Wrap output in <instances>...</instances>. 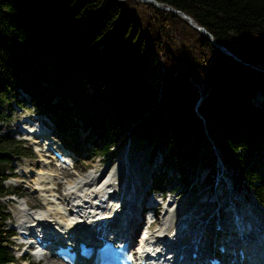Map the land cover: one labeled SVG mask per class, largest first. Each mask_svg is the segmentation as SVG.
Returning <instances> with one entry per match:
<instances>
[{
	"label": "trees",
	"instance_id": "1",
	"mask_svg": "<svg viewBox=\"0 0 264 264\" xmlns=\"http://www.w3.org/2000/svg\"><path fill=\"white\" fill-rule=\"evenodd\" d=\"M156 1L233 55L141 0H0V123L23 89L58 133L76 135L78 155L107 158L131 133L159 159L157 188H190L205 169L212 185L219 160L264 205V0ZM32 156L0 128V264L17 261L2 202L17 191L2 167Z\"/></svg>",
	"mask_w": 264,
	"mask_h": 264
},
{
	"label": "rangeland",
	"instance_id": "2",
	"mask_svg": "<svg viewBox=\"0 0 264 264\" xmlns=\"http://www.w3.org/2000/svg\"><path fill=\"white\" fill-rule=\"evenodd\" d=\"M260 70L262 71V69ZM23 97V95L20 96V94H17L16 97L12 98L11 103L4 107L5 113L10 116L9 122L5 124L0 123L1 133L5 136L8 135L12 138H21L18 137L17 131H15L18 129V127H22L26 130H35L37 129L36 125H41L38 123V120L33 121L29 119L31 118V115L37 113V109L33 107L31 101H22ZM262 98L263 94L259 92L258 99L255 101L252 100L251 103L255 104L256 106H260ZM17 100L21 101V103L24 105V108L21 105L18 106ZM236 100L238 103H242L241 99ZM52 125L55 124L53 123ZM9 127H11V130ZM55 128L56 127H53L52 129L54 132H57ZM71 134V136H66L59 133V139L56 136L54 137V135H50V138L55 140V142L61 146H65L66 150L69 151L74 168L69 167L67 170H65L63 168L61 169L60 167H57L52 162L51 158L45 156V154H52L51 152L43 151L46 145L41 143L29 144L28 142L23 144L25 147L27 146L28 148L32 149L33 156L31 158L20 157L3 164L2 168L4 169L5 174L8 176V179H6L3 184L11 189L15 188L17 191L16 196H9L2 199V202L8 207L10 213V220L7 223L8 229L14 231L15 233L13 236V251L17 259L15 264H46V262L43 261L37 263L35 258H33L30 253L31 250L26 247L22 248L19 244L20 240L18 232H20V229L18 228L20 224H32V219L28 213L33 215L36 214V216L41 217L42 221L49 222L53 220V218L49 217V215L46 213V209H48L47 206L42 203L34 191H31L27 187L23 186L22 184L24 183L22 182H17V184L14 183L19 179H35V173L33 174L32 172L31 174V172H26L29 169H33L35 171L49 169L61 171L63 173V181L65 183L60 184L58 188L60 193H63L64 195H66V188L69 183L84 177L92 170L95 172L96 177L98 178L97 181H95V184L91 186L86 185L81 187L79 193L82 195V197L92 200L95 204H97V207H105L106 205H120L121 201L118 200V197H122L124 194L128 195V190L134 188L137 184V181H140L141 186L138 187V191L144 192L146 197H154L157 199V201H159V204L157 205L152 203L154 207L158 206V218L155 224L151 227V230H155L159 227V218L164 216V208L168 207L167 204L170 201L173 203L171 206H169V209H172V211L167 215H169V220H172L173 223L171 228L172 232L176 231V226L179 222L187 218L184 214L188 212L192 213L194 210L197 211V207H201L203 204L211 203V206L204 208L205 211L194 218L196 224L191 225L181 233L182 237H184V240L187 238H192L197 233H202L204 229H200L197 222H201L204 217H207V235H205L206 237L204 238L202 244H208L211 242V249L215 248V242L220 238L218 235L215 237L213 223L216 220L222 221L224 217L230 218L232 216L231 211L233 209H236L239 212V209L243 207V209L247 210L243 212L244 215L247 216L250 213L248 219H259L260 226H264V205L259 203V201L253 195H247L245 189H242L241 191L236 190V182L232 179L230 171L222 162H219V160L214 184L208 185L206 183L204 177L207 170L205 169L201 172L198 178H195L194 185L190 188L179 187L175 189L171 185H166V187L161 191L156 186L158 179L156 176V171L159 165V159L152 163L150 161V146L140 140L136 141L131 133H127L122 137L121 141L118 143V146L112 152V155L107 158H90L89 153L87 152H84L78 156V154H76L70 148V145L74 144V138L76 137L75 134ZM86 134V132L80 131L79 137L77 139H80L79 141L83 142ZM209 139L212 148H214L211 138ZM206 153L208 157H211V148L208 147L206 149ZM41 155H44V158L50 162L49 167L42 166V164L38 162V160L41 158ZM222 170H224L223 173ZM130 195L131 196L129 198L131 199L129 202L135 198L137 193L134 192ZM231 195L234 197L233 199H235V207L234 204L231 206ZM224 204L229 206L228 210L226 212L219 211V209ZM27 205L31 209L28 210ZM60 206L64 207L63 204ZM21 208L27 209V211H22ZM53 223L50 224L53 225ZM225 236L227 237V235ZM29 238L34 237L31 236ZM190 245L191 244L189 243V247ZM133 246L134 245L131 247L132 251ZM22 254H27V261L18 259V257H20ZM54 259L55 262H58L55 257Z\"/></svg>",
	"mask_w": 264,
	"mask_h": 264
},
{
	"label": "bare ground",
	"instance_id": "3",
	"mask_svg": "<svg viewBox=\"0 0 264 264\" xmlns=\"http://www.w3.org/2000/svg\"><path fill=\"white\" fill-rule=\"evenodd\" d=\"M263 101V98L261 102ZM30 133L36 134L40 132L37 130H29ZM43 133H45L43 131ZM28 138L32 141L33 144H38V137L29 135ZM51 139L50 137H47ZM52 142V139H51ZM52 148L55 149L58 147L61 148V145L56 143L53 140V143H48ZM49 149V148H48ZM46 156V154H45ZM42 166H48L50 162L44 158V155H41V158L38 160ZM65 168V167H64ZM62 169V168H61ZM68 168H65L67 170ZM27 173H35V179H19L17 182H22L23 186L27 187L31 191H34L37 194V197L42 201L44 205L47 206L46 213L49 217L53 218L52 221H42L41 217H38L33 214H30L32 219V224L21 223L19 228L24 233H31L34 229H37L39 235H42V230L44 233L50 232L55 234V237L61 241H66L69 245L77 244L81 239H87L94 241L95 244L97 241L102 242L105 238L113 239L114 236L108 235L107 232L101 230L112 227L115 228L116 237H128L129 242H132L133 251L136 258L139 262L144 261L145 264H151V259L156 255L163 257V252L167 248H172L173 250H179L182 252L186 261V264H199L200 262H191L190 256L194 251H198L200 254L206 253L212 247V243L202 244L204 238L207 235L206 233V222L207 217L199 224L200 229H204L202 233H197L192 238H187L184 240L182 237V232L193 224H196L195 217L204 212V208L211 206V203L203 204L201 207H197V211L194 210L192 213L184 214L187 218L179 222L176 226V231L172 232V220H169V213L172 209H169L173 203L170 201L166 208H164L165 214L159 218L158 224L159 227L155 230H151V227L155 224L157 220V208L154 207L152 203L156 205L159 204L154 197H146L144 192L138 191V187L141 186V182L137 181V184L134 188L128 190V195H123L118 197V200L121 201L120 205L110 206L106 205L98 206L92 200H88L79 193L81 187L86 185H93L97 181L95 172L91 170L84 177L79 178L78 180L72 181L68 184L66 188V195L61 194L58 186L64 184L63 173L59 170H41L35 171L29 169ZM100 177V176H99ZM108 186V185H107ZM103 189V188H102ZM136 192L135 198L130 201L129 198L132 194ZM146 193V191H145ZM60 194V195H59ZM116 197V195H115ZM111 198V197H110ZM63 204L64 207L60 205ZM28 210L31 209L28 205ZM228 205H223L219 211L226 212L228 210ZM176 209V208H175ZM182 209V208H181ZM22 211H27V209L21 208ZM62 210V211H60ZM178 211V210H177ZM247 211L243 207L239 210L237 216L238 225H234L231 221H227L223 224L222 231L224 234L230 236L227 238L230 242L226 244V248L235 253L236 258L233 261V264H253L261 263L264 260V254H259L258 251L264 252V226H260L259 219H248L249 215H244L243 212ZM155 214V215H153ZM38 215V214H37ZM40 215V214H39ZM41 216V215H40ZM231 219V218H230ZM153 220L152 223L150 221ZM50 223H53L51 225ZM213 225H215L213 223ZM101 231H103L101 233ZM208 231V230H207ZM222 231L218 232L217 235H222ZM114 234V233H113ZM98 235V236H97ZM74 238V239H73ZM193 243L191 244L190 242ZM135 243V244H134ZM189 243L191 248L194 245H198V249H188ZM212 251L217 252V249H211ZM38 256L46 262V264H59L55 262L54 257L51 254L44 255L43 253H38ZM93 259H81L79 264H93ZM264 262V261H263Z\"/></svg>",
	"mask_w": 264,
	"mask_h": 264
},
{
	"label": "water",
	"instance_id": "4",
	"mask_svg": "<svg viewBox=\"0 0 264 264\" xmlns=\"http://www.w3.org/2000/svg\"><path fill=\"white\" fill-rule=\"evenodd\" d=\"M141 1L146 2V3H153L155 6L161 8V9L169 10V11H174V12H176V13H180V14H182V16H183L184 18H186V19L189 21V23H190L193 27H195V28L201 30L204 34H207V35L210 37L211 41H212L217 47H219V48H220L221 50H223L225 53H227V54H229V55H233L232 52H231L230 50H228L227 48H225L223 45L217 43V42L215 41L214 37H213V36H212V35H211V34H210V33H209L204 27L199 26V25H197L196 23H194L193 19H192L190 16L186 15L185 13L180 12V11H178V10L172 8V7L162 6V5H161L160 3H158L156 0H141ZM214 149H215V147H214Z\"/></svg>",
	"mask_w": 264,
	"mask_h": 264
}]
</instances>
